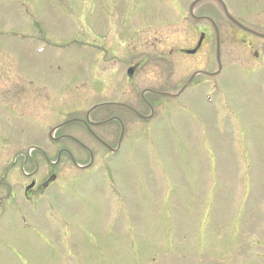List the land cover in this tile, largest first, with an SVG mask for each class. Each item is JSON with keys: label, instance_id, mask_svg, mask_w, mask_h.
Returning <instances> with one entry per match:
<instances>
[{"label": "rangeland", "instance_id": "374dc122", "mask_svg": "<svg viewBox=\"0 0 264 264\" xmlns=\"http://www.w3.org/2000/svg\"><path fill=\"white\" fill-rule=\"evenodd\" d=\"M190 1L0 0V264H264V38L233 43L231 29L244 30L217 0L195 6V18ZM225 2L264 30V0ZM201 14L221 28L214 101L205 99L202 73L179 96L147 94L164 102L148 122L126 108L101 107L93 113L127 121L119 155L67 123L57 137L70 133L89 144L97 167L78 168L66 153L47 160L44 153L56 160L62 146L88 159L78 143L46 135L57 122L85 117L94 102L128 101L149 113L145 86L176 90L198 69L217 71L214 31L198 54L178 48L195 42L191 26ZM11 31L57 49L37 52L38 41ZM134 62L141 64L129 80ZM100 129L117 140V127ZM25 160L28 172L38 168V182L52 170L59 175L38 187L32 204L22 196L31 181ZM100 163L116 190H105Z\"/></svg>", "mask_w": 264, "mask_h": 264}, {"label": "flooded vegetation", "instance_id": "af4514ba", "mask_svg": "<svg viewBox=\"0 0 264 264\" xmlns=\"http://www.w3.org/2000/svg\"><path fill=\"white\" fill-rule=\"evenodd\" d=\"M204 15H208V14H201V16H204ZM202 21H205V23L202 24ZM210 22L211 21L208 18L203 17V18H201V23L199 21H197V20H195L192 23L191 27L194 30H196V34H194V35H196L197 37L195 39V42L193 41V43L190 46H178V48L180 49V51L182 53H188V52H185L183 48L196 49L195 52H191L190 54H198L199 52L202 51V48L204 47L205 42L207 43V41H209L211 39V37H209V33L211 35H213L212 31H214V33H215L214 26L211 25ZM232 23L234 24L235 28L238 27V25H236L234 22H232ZM217 24H218V22H217ZM246 24H248V23H246ZM248 25L253 27V28H255L251 24H248ZM218 26H219L220 33H221L220 25L218 24ZM232 30H233V32H232L230 38H231V41L233 43H237L238 44V43L247 42V43H251V45H252V43L254 42V39H256V40L258 39L259 40V38H262L261 36H258L256 34H254L253 32H250V31H247V30H244V29H243L244 30L243 32H240L238 34L235 33V31H237L236 29H231V31ZM221 39H222V37H221ZM103 48L106 49V47H104V46H103ZM255 52H256L257 55L258 54L260 55V51L259 50H256ZM141 63H144V61L142 60ZM141 63H138V62L128 63V67H131V69H132V74H131V76H128L127 79H129V80L133 79V77L136 74L137 69L140 67ZM171 73H172V71L170 70L169 72L165 73V74H167L165 76L166 77H170ZM201 74L202 73L197 74L193 78V81L195 79H197L198 76H200ZM204 76L207 77V76H209V74H206ZM87 77H89V76L87 75ZM164 77H162V75L159 76L158 77V82L162 83L161 80L164 81L166 79ZM150 78H152V77H150ZM162 78H164V79H162ZM98 79H95V81H97ZM99 80H101V79H99ZM77 82L78 81L74 82L75 85H76ZM82 82L84 84L86 81H82ZM162 88H164V87H162ZM162 88H156V87H152V86H145L141 90V93H140L141 97H142L141 99L143 101V104L146 103L147 106L150 108L149 113L143 112L142 109L137 104H135V103H138V102H134V104L136 105L135 106L131 102H128V101L123 102V101L116 100L117 102H115V103L96 106L95 108L91 109L90 112L87 111L85 113V117L75 116L73 118H70V119L64 121L63 124L66 125L67 123H78V125H80L82 128L85 129V132L87 131L92 137H94L104 147V151L106 152V154H111V155L112 154H114V155L117 154V155H119L124 150L123 148H124L125 144L128 143V141H127V143L125 141L126 140V133H127V121L124 120L123 116H121L118 113H114L113 112L110 115L106 116V115H101V111H97L96 113H93L94 110L99 109L101 107H112V106L113 107L114 106L122 107V108L128 109L137 118H139V120L141 119V120H144L145 122H148V121H150V119L155 117L156 111H157L156 108H158L159 105L160 104L162 105L164 102H163L162 99L157 100L155 98L148 97L147 94L151 93V95H158V96H161V97H169V96H164V95L162 96L161 94L155 92V91L165 90V89H162ZM102 99H107V98H102ZM57 124H59V122H57ZM62 126L63 125H61V126L56 128V131H55L56 138H54V140H56L58 142L62 138L70 139V140L74 141L75 143H78L82 147L84 152L89 154V157H87L88 158L87 160H86V157L78 158V156L69 147L62 146L59 149L58 158L56 160H52L50 157H48V155L46 153H44V155L46 156L47 160L51 161L53 164H55L57 162H60V160L62 158L61 155L63 153H66V154L71 156V158L73 159V163L78 168H83V169H91V168H93V166L96 165V164H94L95 160H96V154L94 153V150L91 148V146L89 144L85 143L83 140H81L80 138L76 137L73 134H70V133L69 134H62L61 136L57 137V132ZM104 126H107V129H110L111 132L116 127L118 128L119 134H118V137H117L116 141L113 140L114 137H112V139H111V138H109L107 136L109 131L104 132L102 129H100V127H104ZM114 131H116V130H114ZM32 148L40 150L43 147L38 145V146H35V147H32ZM114 149H117V150L115 151ZM37 165L38 164L36 163V166ZM100 165H101V163H100ZM100 165H98V166H100ZM101 166L108 169V166L106 164H103ZM22 167H23V170L25 171L26 174L31 175V181L27 185H25V187H24V193L26 195L30 196V197H33V195L38 190V187L39 188L40 187L48 188L59 177L58 173L56 171L52 170L47 176H45L42 180H40L38 182L37 177H35V174L38 171L37 167L33 171L28 172L26 170V160H25V162H23ZM95 167H97V165Z\"/></svg>", "mask_w": 264, "mask_h": 264}, {"label": "water", "instance_id": "95a60500", "mask_svg": "<svg viewBox=\"0 0 264 264\" xmlns=\"http://www.w3.org/2000/svg\"><path fill=\"white\" fill-rule=\"evenodd\" d=\"M220 3H221V5L223 6V9H224V11L228 14V16H230L233 20H235V21H238L236 18H234L230 13H229V11H228V9H227V6H226V4L224 3V1L223 0H218ZM243 27H246L245 25H243L242 23H240ZM253 31H255V32H257V33H260V34H263L264 35V32H260V31H258V30H254L253 29ZM217 51H218V53H219V44H218V48H217ZM189 82H190V79L184 84V86L181 88V89H179V90H176V91H163V93L164 94H169V95H179L181 92H182V90L189 84Z\"/></svg>", "mask_w": 264, "mask_h": 264}]
</instances>
